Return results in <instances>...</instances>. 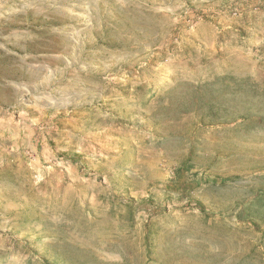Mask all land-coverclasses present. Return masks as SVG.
Masks as SVG:
<instances>
[{
    "label": "rangeland",
    "instance_id": "rangeland-1",
    "mask_svg": "<svg viewBox=\"0 0 264 264\" xmlns=\"http://www.w3.org/2000/svg\"><path fill=\"white\" fill-rule=\"evenodd\" d=\"M0 264H264V0H0Z\"/></svg>",
    "mask_w": 264,
    "mask_h": 264
}]
</instances>
